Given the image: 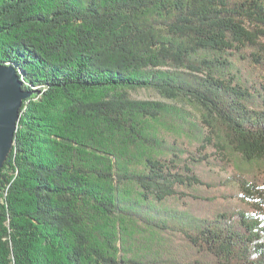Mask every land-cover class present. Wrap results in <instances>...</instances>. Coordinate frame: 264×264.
<instances>
[{
	"label": "trees",
	"instance_id": "obj_1",
	"mask_svg": "<svg viewBox=\"0 0 264 264\" xmlns=\"http://www.w3.org/2000/svg\"><path fill=\"white\" fill-rule=\"evenodd\" d=\"M0 63V264H264V0H0Z\"/></svg>",
	"mask_w": 264,
	"mask_h": 264
},
{
	"label": "water",
	"instance_id": "obj_2",
	"mask_svg": "<svg viewBox=\"0 0 264 264\" xmlns=\"http://www.w3.org/2000/svg\"><path fill=\"white\" fill-rule=\"evenodd\" d=\"M22 84L15 67L0 63V171L14 145L22 101L31 95Z\"/></svg>",
	"mask_w": 264,
	"mask_h": 264
},
{
	"label": "rangeland",
	"instance_id": "obj_3",
	"mask_svg": "<svg viewBox=\"0 0 264 264\" xmlns=\"http://www.w3.org/2000/svg\"><path fill=\"white\" fill-rule=\"evenodd\" d=\"M129 95L131 98L133 99H149V100H160V101H165V102H169V103H173L175 105H181L182 107H184V109H186V111H188L190 113V115H197L198 111L190 105H185L181 102H174V101H170V100H164L161 95L152 89H137V90H130L128 91ZM223 176H226L224 174V172L221 173Z\"/></svg>",
	"mask_w": 264,
	"mask_h": 264
}]
</instances>
